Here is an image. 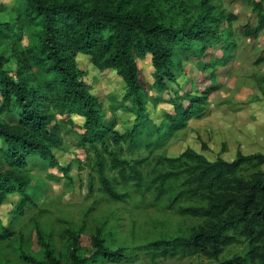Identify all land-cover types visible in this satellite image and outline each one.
Returning a JSON list of instances; mask_svg holds the SVG:
<instances>
[{"label": "trees", "instance_id": "obj_1", "mask_svg": "<svg viewBox=\"0 0 264 264\" xmlns=\"http://www.w3.org/2000/svg\"><path fill=\"white\" fill-rule=\"evenodd\" d=\"M28 14L14 25L0 24V48H8L16 64V74L6 70L8 61L0 54V208L12 195L21 200L15 216L35 206L42 188L33 190L31 180L22 174L35 161L43 169L59 168L69 177L70 167L60 166L55 151L66 135L79 139L81 147L92 153L93 169L101 191L112 201L124 202L127 194L117 191L115 183L132 184L139 192H151L158 200L168 197V187L181 183V190L168 204L191 202L179 208L183 216L202 223L185 237L162 239L148 245L152 259L177 256L201 257L211 264H264V155H244L238 151L228 162L219 157L210 161L202 153L187 149L171 158L157 155L158 168L168 166L149 184L143 169L147 160L122 158V146L159 148L194 119L204 118L214 95L223 88L228 67L241 55L238 37L252 43L264 35V0H251V14L227 15L232 31L223 32L208 20L207 8L188 11L185 18L165 22L152 11L149 0H23ZM197 12V13H196ZM209 16V13H208ZM210 18H213L209 16ZM34 36L28 47L23 36ZM90 58L100 71L113 70L127 87L125 102L135 120L126 132L116 130V122L102 119L99 100L82 80L77 56ZM151 57L158 93L170 92V111L164 122L156 124L146 115L147 96L138 62ZM264 63L263 54L255 64ZM186 64L198 72L189 86L172 91L171 84L186 73ZM255 81L262 87L264 80ZM195 90V92H194ZM264 92V89H262ZM74 116L82 119L77 124ZM201 140V139H200ZM203 151L209 147L201 142ZM153 153V151H151ZM251 169L249 177L243 173ZM116 173V178L108 172ZM153 189V190H152ZM70 264L128 261L123 249L113 250L97 230L92 237V255L82 258L83 229L66 230ZM43 261L20 249L25 264H62L49 240L36 228ZM14 237L0 220V242ZM243 238L245 255L223 260L226 250Z\"/></svg>", "mask_w": 264, "mask_h": 264}, {"label": "rangeland", "instance_id": "obj_2", "mask_svg": "<svg viewBox=\"0 0 264 264\" xmlns=\"http://www.w3.org/2000/svg\"><path fill=\"white\" fill-rule=\"evenodd\" d=\"M251 0H149L152 12L165 22L173 23L175 19L185 18L183 8L200 12L206 8L208 20L212 26H218L223 32L232 31L238 22L231 24L227 15L240 14L246 18L251 14ZM197 13V12H196ZM213 17L210 18L208 16ZM28 14V4L23 0H0V24L14 25ZM34 36H23L22 45L28 47ZM242 46L241 55L228 67L224 76L223 88L214 95L207 115L194 119L187 128L178 131L171 140L159 148L147 149L122 146L123 159L130 161L147 160L143 169L149 184L160 172L167 171L168 166H156L157 155L176 158L187 149L202 153L210 161L219 157L228 162L236 158L237 151L244 155L261 153L264 155V85L260 87L253 75L264 80V63L256 65V58L263 54L264 35L255 43L237 39ZM0 54L8 61L6 70L10 75L16 74V64L8 48H0ZM77 68L82 73V80L91 93L99 100L102 119L106 124L116 122V130L126 132L133 125L135 116L129 111L130 101L125 102L127 87L123 79L113 70L100 71L95 68L86 55L77 56ZM144 93L147 96L146 115L153 122L161 125L164 112L170 111V92L158 93L155 88V70L151 57L138 62ZM198 72L186 64V73L178 77L177 84H171L172 91L181 89L180 95L189 86V79H198ZM195 92V90H194ZM77 124L82 119L74 116ZM201 139V140H200ZM201 142L208 145L203 151ZM153 151V153H151ZM81 147L74 135H65L63 145L55 151V156L63 168L70 167L69 177L64 176L59 168L43 169L42 163L30 162L23 175L31 180L34 189L43 188L37 195L35 206L27 207L24 215L15 216L21 198L15 194L0 208L2 225L10 228L14 237L0 242V264H25L20 261V249L27 255L43 261L38 245L36 228L49 240L62 264H70L68 228L83 229L82 258L92 255L91 239L97 230L108 246L113 250L123 249L129 256L124 262H105L98 260L93 264H211L201 257L177 256L172 259H152L148 254V245L162 239L185 237L191 229L202 221L181 215V207L194 205L191 202L178 203L174 207L168 198H174L181 190V183L168 187V197L158 200L154 193L139 192L132 184L123 181L115 183L117 191L127 194L124 202L112 201L102 191L98 177L93 169L94 158ZM251 169L243 176L249 177ZM116 178V173L108 172ZM153 190V189H152ZM247 243L239 238V243L229 247L222 256L229 260L236 255H245Z\"/></svg>", "mask_w": 264, "mask_h": 264}, {"label": "crops", "instance_id": "obj_3", "mask_svg": "<svg viewBox=\"0 0 264 264\" xmlns=\"http://www.w3.org/2000/svg\"><path fill=\"white\" fill-rule=\"evenodd\" d=\"M237 153H238V151H237ZM237 153H236V156H237ZM245 155H248V154H245Z\"/></svg>", "mask_w": 264, "mask_h": 264}]
</instances>
